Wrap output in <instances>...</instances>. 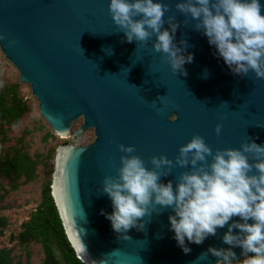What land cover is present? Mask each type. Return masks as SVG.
Returning <instances> with one entry per match:
<instances>
[{
	"label": "water",
	"instance_id": "obj_1",
	"mask_svg": "<svg viewBox=\"0 0 264 264\" xmlns=\"http://www.w3.org/2000/svg\"><path fill=\"white\" fill-rule=\"evenodd\" d=\"M109 2L0 0V34L5 36L0 50L20 73V82L30 85L42 117L59 136L94 133L88 144L68 141L57 150L52 194L68 238L85 264H216L219 258L211 254L197 258L210 245L231 247L220 238L227 226L202 244H188L191 252L185 254L170 230L171 208L156 207L143 218L145 230L132 228L127 233L131 239H118L101 214V209L112 211L101 190L103 180L118 175L125 154L121 143L135 145L133 154L148 168L153 156L175 162L179 148L197 134L213 153L239 149L247 140L264 144V78L253 71L233 75L195 29L196 21L176 9L178 0H163L170 5L163 27H169L167 18L174 15L179 22L175 41H186L185 55L194 54L184 65L186 76L175 72L154 50L155 36L146 43L126 41ZM217 124L222 125L219 134ZM189 168L176 165L161 181L175 185ZM233 251L243 261L242 249Z\"/></svg>",
	"mask_w": 264,
	"mask_h": 264
},
{
	"label": "clouds",
	"instance_id": "obj_2",
	"mask_svg": "<svg viewBox=\"0 0 264 264\" xmlns=\"http://www.w3.org/2000/svg\"><path fill=\"white\" fill-rule=\"evenodd\" d=\"M175 7L196 21L195 29L207 37L216 49L214 55L223 59L233 75L245 77L253 71L257 78H264L262 0H178ZM108 8L127 42L146 43L155 36L154 50L164 55L175 72L187 75L184 65L193 61L194 54L185 55L186 41L179 45L175 41L179 22L174 15L167 18L169 27H163L169 4L163 0H110ZM4 39L0 34V40ZM221 128L217 124V134ZM118 147L125 153L116 169L118 175L105 176L101 189L112 202V211L101 209V214L111 222L118 239H131L129 229L145 230L143 218L156 207L171 208L170 230L185 254L191 252L188 244H202L227 226L220 238L231 247L210 245L197 259L211 254L219 258L216 264H264V144L247 140L239 149L213 153L197 134L179 148L175 162L165 155L151 157L152 168L133 154L135 145L121 143ZM176 165L190 168L175 185L172 180L163 183L161 177L169 176ZM234 247L242 249L243 261L236 258Z\"/></svg>",
	"mask_w": 264,
	"mask_h": 264
},
{
	"label": "rangeland",
	"instance_id": "obj_3",
	"mask_svg": "<svg viewBox=\"0 0 264 264\" xmlns=\"http://www.w3.org/2000/svg\"><path fill=\"white\" fill-rule=\"evenodd\" d=\"M18 85L20 96L29 108L17 124L4 126L0 131V163L13 157L17 150L27 152L37 161L34 179L25 182V176L18 179L6 177L0 169V216L8 219V225L0 230V249L12 250L14 264H42L45 258L42 244L31 241L21 243L18 234L43 199V190L51 185L58 148L65 142L85 145L94 139L92 130L79 137L59 136L42 117L38 100L32 95L29 84L20 82V73L5 58L0 50V86ZM82 123L79 121L75 129Z\"/></svg>",
	"mask_w": 264,
	"mask_h": 264
},
{
	"label": "trees",
	"instance_id": "obj_4",
	"mask_svg": "<svg viewBox=\"0 0 264 264\" xmlns=\"http://www.w3.org/2000/svg\"><path fill=\"white\" fill-rule=\"evenodd\" d=\"M28 104L20 96L18 85L0 86V131L4 126L17 124L28 111ZM37 161L27 152L17 150L13 157L0 163L2 173L8 178L25 176V182L34 179ZM8 225V219L0 216V230ZM21 243L39 242L45 258L42 264H85L68 238L50 183L43 190V199L30 218L24 222L18 234ZM0 264H14L12 250L0 249Z\"/></svg>",
	"mask_w": 264,
	"mask_h": 264
}]
</instances>
